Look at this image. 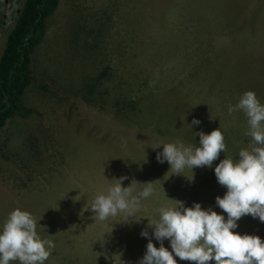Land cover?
<instances>
[{
    "label": "rangeland",
    "instance_id": "374dc122",
    "mask_svg": "<svg viewBox=\"0 0 264 264\" xmlns=\"http://www.w3.org/2000/svg\"><path fill=\"white\" fill-rule=\"evenodd\" d=\"M23 2L0 0V54ZM29 66L19 108L0 128V226L17 207L31 212L55 244L45 264H139L149 239L160 246L153 229L141 235L146 218L93 219L95 195L121 176L155 189L137 219H158L175 200L227 218L214 170L251 139L229 104L248 90L264 103V0H60ZM219 127L227 152L195 168L194 181L158 162L163 145L151 147L199 146L197 133ZM237 224L264 239L258 217Z\"/></svg>",
    "mask_w": 264,
    "mask_h": 264
},
{
    "label": "clouds",
    "instance_id": "9594fccd",
    "mask_svg": "<svg viewBox=\"0 0 264 264\" xmlns=\"http://www.w3.org/2000/svg\"><path fill=\"white\" fill-rule=\"evenodd\" d=\"M236 110L244 112L249 126L245 134L251 139L248 146L239 151V159L226 155L215 166L218 183L227 189L223 196L216 197V204L227 218L211 208H203L201 203L185 207L183 201L172 199L176 203L161 207L158 219H137L142 202L152 196L155 189L152 182L137 189L135 179L124 186L126 176L116 178L106 191L95 195L88 207L94 220L104 222L116 217H121L116 223L148 220L141 235L148 237V229H153L160 246L149 239L139 264H179V261L210 264L213 260L215 264H264V239L234 231L237 221L246 215L264 222V103L255 91L248 90L234 107L229 104V114ZM192 123L200 121L194 119ZM197 135L199 146L175 140L151 147L163 145V150L157 153L158 162L167 161L172 175L182 174L194 181L195 168H211L221 152H227L221 127ZM185 169L191 171L190 176L185 174ZM166 239L170 240L171 250L164 246ZM54 248V242L37 231L33 214L20 207L11 211L0 226V264H45Z\"/></svg>",
    "mask_w": 264,
    "mask_h": 264
},
{
    "label": "trees",
    "instance_id": "16d2710c",
    "mask_svg": "<svg viewBox=\"0 0 264 264\" xmlns=\"http://www.w3.org/2000/svg\"><path fill=\"white\" fill-rule=\"evenodd\" d=\"M60 0H24L0 54V128L19 108L31 80L30 60Z\"/></svg>",
    "mask_w": 264,
    "mask_h": 264
}]
</instances>
